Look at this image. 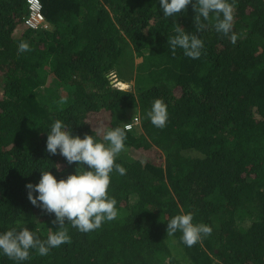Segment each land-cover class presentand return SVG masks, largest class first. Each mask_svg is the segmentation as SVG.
I'll return each instance as SVG.
<instances>
[{
  "label": "trees",
  "instance_id": "16d2710c",
  "mask_svg": "<svg viewBox=\"0 0 264 264\" xmlns=\"http://www.w3.org/2000/svg\"><path fill=\"white\" fill-rule=\"evenodd\" d=\"M40 2L49 26L32 30L22 27L26 0H0V233L58 230L25 187L40 169L59 180L77 167L46 150L56 120L97 141L139 122L115 158L126 174L110 173L117 218L87 233L66 222L70 243L30 249L25 261L0 251V264H264V0H228L235 44L211 26L197 32L191 3L164 18L159 0ZM176 23L203 41L198 59L168 51ZM21 41L31 50L18 51ZM135 57L133 90L114 86L109 73L125 83ZM157 98L162 129L146 117ZM189 212L212 229L192 247L166 231Z\"/></svg>",
  "mask_w": 264,
  "mask_h": 264
},
{
  "label": "clouds",
  "instance_id": "9594fccd",
  "mask_svg": "<svg viewBox=\"0 0 264 264\" xmlns=\"http://www.w3.org/2000/svg\"><path fill=\"white\" fill-rule=\"evenodd\" d=\"M190 3L195 11L194 25L197 32L211 26L217 33L228 37L232 44L236 43L237 36L232 33L234 4L229 3L228 0H195L194 3L193 0H159L164 18L175 17ZM44 21L45 27L30 29L48 27L45 17ZM22 27L28 28L24 25V18ZM174 31L175 35L168 37L170 54L175 56L179 47L185 56L198 59L204 47L203 41L196 34L186 32L177 23ZM30 50L27 42L19 43L18 51ZM113 73H109V77L114 78L111 83L118 81ZM146 117L155 127L161 129L165 127L168 113L162 99L157 98L152 102ZM128 122L132 125L127 124L125 128L116 127L103 131L100 141L88 134L83 138L71 135L70 129L61 120H56L51 125L47 134L46 150L55 155L59 149V153L67 162L69 164L75 162L77 167L74 173L59 180L47 169H40L41 176L38 183H27L25 187L28 190V200L34 206L42 208L49 214L54 213L53 223L57 225L58 230L50 231L43 240L36 237L27 227H13L6 230L0 233V251L4 255L14 261H25L30 258V249H33L39 255L45 256L49 254L50 249L71 242L68 229L65 227L66 222L80 232L87 233L99 229L105 220L112 221L117 218V202L115 198L109 196L108 188L113 169L120 175L126 174V169L115 163V158L125 149L126 132L131 131L138 119ZM84 165H87V168ZM57 167L59 168V165ZM33 191L37 195L34 196ZM166 231L168 236H173L179 231L181 241L186 246L192 247L201 240L202 236L210 235L212 229L203 223L194 224L193 214L189 212L174 215L167 221Z\"/></svg>",
  "mask_w": 264,
  "mask_h": 264
},
{
  "label": "built area",
  "instance_id": "2783aa9c",
  "mask_svg": "<svg viewBox=\"0 0 264 264\" xmlns=\"http://www.w3.org/2000/svg\"><path fill=\"white\" fill-rule=\"evenodd\" d=\"M27 3V15L24 17V25L28 28L37 29L45 27L44 17L41 13V3L39 0H26ZM137 118L135 117L134 120ZM127 124L125 123L124 128ZM132 125V124H131Z\"/></svg>",
  "mask_w": 264,
  "mask_h": 264
},
{
  "label": "rangeland",
  "instance_id": "374dc122",
  "mask_svg": "<svg viewBox=\"0 0 264 264\" xmlns=\"http://www.w3.org/2000/svg\"><path fill=\"white\" fill-rule=\"evenodd\" d=\"M133 61H134V66H133V68H129L130 70L128 69V72L126 73V75H127L126 82L124 83V85L119 84L118 81H113V83H112L113 85L118 86V87L123 88V89L133 90V78H134V75L137 74L139 71L137 68V63L141 62L142 58L141 57H135ZM116 76H117L116 78L120 79L118 72L116 73ZM111 80H114V78H111ZM136 115L138 116V114H135L134 116H132L133 118L131 120H134V117H136ZM138 122H139V120H138ZM132 127H134V125ZM130 154H135V153L130 151ZM146 154L148 156H151L150 152H148Z\"/></svg>",
  "mask_w": 264,
  "mask_h": 264
},
{
  "label": "bare ground",
  "instance_id": "6f19581e",
  "mask_svg": "<svg viewBox=\"0 0 264 264\" xmlns=\"http://www.w3.org/2000/svg\"><path fill=\"white\" fill-rule=\"evenodd\" d=\"M119 84H122V85H124V83H122V82H120ZM126 86V85H125Z\"/></svg>",
  "mask_w": 264,
  "mask_h": 264
}]
</instances>
